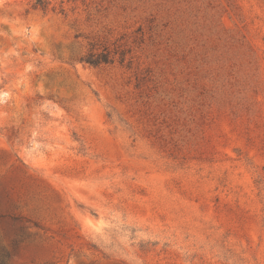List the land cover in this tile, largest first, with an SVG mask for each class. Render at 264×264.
Instances as JSON below:
<instances>
[{"label": "rangeland", "instance_id": "1", "mask_svg": "<svg viewBox=\"0 0 264 264\" xmlns=\"http://www.w3.org/2000/svg\"><path fill=\"white\" fill-rule=\"evenodd\" d=\"M50 1L0 0V264H264V0Z\"/></svg>", "mask_w": 264, "mask_h": 264}, {"label": "trees", "instance_id": "2", "mask_svg": "<svg viewBox=\"0 0 264 264\" xmlns=\"http://www.w3.org/2000/svg\"><path fill=\"white\" fill-rule=\"evenodd\" d=\"M65 1H61L59 5V12L65 13L64 8ZM33 9L47 13L50 10L56 12L58 10L57 6L52 5L50 0H34L32 4ZM118 52L112 53L105 46L101 48H96V45H91L90 50L80 58V61L92 67H99L103 65H110L115 63V58ZM121 62H125V54L121 53Z\"/></svg>", "mask_w": 264, "mask_h": 264}]
</instances>
